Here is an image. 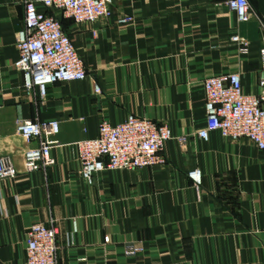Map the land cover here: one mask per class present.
Listing matches in <instances>:
<instances>
[{
	"label": "crops",
	"instance_id": "1",
	"mask_svg": "<svg viewBox=\"0 0 264 264\" xmlns=\"http://www.w3.org/2000/svg\"><path fill=\"white\" fill-rule=\"evenodd\" d=\"M226 2L112 0L110 18L84 24L56 12L87 77L40 95L15 66L23 0H0V153L16 170L0 182V264H27L33 223L56 227L58 264H264V150L218 131L197 135L206 78L236 73L243 92H259L264 0H249L246 22ZM233 36L248 41L247 53ZM129 115L165 123L187 143L167 141L164 165L106 170L89 184L75 143L95 137L101 119L115 125ZM26 120L59 121L45 170L25 166L37 146L16 131ZM129 243L142 252L125 254Z\"/></svg>",
	"mask_w": 264,
	"mask_h": 264
},
{
	"label": "built area",
	"instance_id": "2",
	"mask_svg": "<svg viewBox=\"0 0 264 264\" xmlns=\"http://www.w3.org/2000/svg\"><path fill=\"white\" fill-rule=\"evenodd\" d=\"M112 0H23L24 25L17 35L19 58L16 68L22 72L26 89L36 88L44 95L46 87L56 82L80 81L87 77L83 60L68 33L63 29L62 17L75 24L94 23L108 19L112 14ZM237 21L246 22L253 16L249 0H227ZM232 42L240 53H247L249 43L239 36ZM258 94L243 92L236 73L211 76L203 81L206 123L197 131L198 137L207 140L211 131L233 141L246 138L264 150V38L259 49ZM94 92L100 93L98 84ZM59 121L26 120L17 122V133L27 142L35 140L37 146L24 154L29 170H45L54 164L51 149L59 144L55 136ZM175 139L179 146L187 137H175L162 122L129 115L118 124L101 119L97 135L78 140L80 174L91 184L94 176L106 170H133L164 165L167 141ZM16 175L12 160L0 153V182ZM196 186L201 183L199 170L189 173ZM125 254L134 256L142 252L136 243L125 244ZM27 264H58L57 230L54 225L33 223L27 230Z\"/></svg>",
	"mask_w": 264,
	"mask_h": 264
}]
</instances>
